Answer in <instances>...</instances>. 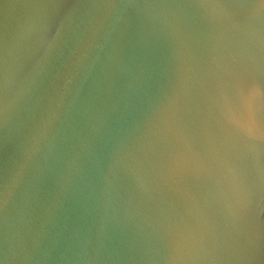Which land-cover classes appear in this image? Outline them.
<instances>
[{
	"label": "water",
	"instance_id": "1",
	"mask_svg": "<svg viewBox=\"0 0 264 264\" xmlns=\"http://www.w3.org/2000/svg\"><path fill=\"white\" fill-rule=\"evenodd\" d=\"M0 264H264V0H0Z\"/></svg>",
	"mask_w": 264,
	"mask_h": 264
},
{
	"label": "clouds",
	"instance_id": "2",
	"mask_svg": "<svg viewBox=\"0 0 264 264\" xmlns=\"http://www.w3.org/2000/svg\"><path fill=\"white\" fill-rule=\"evenodd\" d=\"M103 7L111 8V9H117V8H120V7H123V6L110 4V5H104ZM48 46H50V42H49ZM45 51H47V47H46ZM260 143H262L261 138L260 137H255V138H251V139L247 140L246 143H245V146L248 147L250 150H252L254 155H255L257 147H258V145ZM239 191L241 193L242 200L245 201V202H248V193H247V190L243 187V185H241L239 187ZM189 258L190 259H194L195 257H189Z\"/></svg>",
	"mask_w": 264,
	"mask_h": 264
}]
</instances>
